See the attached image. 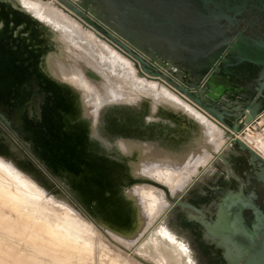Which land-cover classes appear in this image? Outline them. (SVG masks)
I'll return each instance as SVG.
<instances>
[{
    "label": "water",
    "instance_id": "95a60500",
    "mask_svg": "<svg viewBox=\"0 0 264 264\" xmlns=\"http://www.w3.org/2000/svg\"><path fill=\"white\" fill-rule=\"evenodd\" d=\"M70 11L79 15L76 9ZM86 22L99 30L89 20ZM109 39L126 51L140 75L159 81L165 78L163 69L153 60L133 53L114 37ZM43 44L34 20L0 2V154L65 194L93 224H98L94 217L97 213L102 222L127 231L135 220L133 206L116 191L127 181L125 166L97 150L70 92L43 71ZM250 58H244L242 52V56H232L229 64L221 61L218 74L229 79L237 72L243 85L244 70H249L260 84L264 81V53L256 52ZM245 61L254 68L244 69ZM186 67L189 84L178 82L177 92L173 91L223 129L230 143L249 153L251 162L242 172L243 179L234 176L241 185L212 192V199L218 200L214 217L196 219L222 243L229 264H264V158L235 136L240 131L239 125L231 127L225 122L228 102L206 105L201 92L207 77L201 66ZM251 106H246L244 112L248 114ZM134 182L161 187L149 180ZM162 189L168 197L167 189L163 186ZM179 196L168 197L171 205L202 214L194 205L180 202Z\"/></svg>",
    "mask_w": 264,
    "mask_h": 264
},
{
    "label": "bare ground",
    "instance_id": "6f19581e",
    "mask_svg": "<svg viewBox=\"0 0 264 264\" xmlns=\"http://www.w3.org/2000/svg\"><path fill=\"white\" fill-rule=\"evenodd\" d=\"M9 1L13 7L27 14L38 24L44 41L42 69L53 81L70 92L80 112L81 120L86 127L88 122L82 116L80 103L81 93L83 92L82 80L85 78L90 81L96 89H100L102 86L104 95L96 93V96H94L95 94L87 92L84 97L91 96L90 109L97 115V118H95L97 128L101 130L102 136L109 144L108 149H104L100 153L105 154L111 160L123 163L125 166L127 181L122 187L118 186L116 191L133 206L132 215H134L135 220L131 229L119 231L114 228V225L102 222L100 220L101 217L97 213H94L97 216L94 217L106 227L120 233V238L134 242L136 239L134 235L139 233L135 231L130 234V231L136 226V219H140L142 211L145 210L146 213L150 205L145 204L142 207H138L130 199V190L124 188L132 183L134 178H149L156 183L158 181L164 183V187L173 185L175 192L172 195H175L181 185L185 183L184 172L187 170L188 162L190 160H198L200 157L217 149L218 144L216 140H213L212 132L191 108L176 100L166 91L158 93L157 88L147 82V80L142 78L139 80L135 79L133 72L127 68L126 59L117 56L115 52H111L103 45H96L92 36H84L77 25L69 22L56 8L53 9L49 6L31 2V0ZM57 51L63 56L67 55L71 58L75 66L73 77L66 75L65 78H57L53 74L51 66L54 62L59 61L56 58ZM151 80L157 82V80ZM130 138L142 142L149 140L154 146V148L145 146L144 150L141 148L136 150L130 147L131 153L136 155L131 167H129V163L122 153L127 146L125 140ZM115 141L117 142L115 143ZM142 152L148 155L149 158L141 157ZM236 154L230 153L226 161L227 167L234 172L235 177L243 179L242 172L251 166V162L245 157ZM7 159L11 158L8 156L0 157V223H3L6 226L5 228L12 230L13 233H18L19 237L16 239L24 240L29 238V244L32 248L37 247L41 249L40 252L50 256V249H47L49 247L40 245L45 240L54 246L55 249L66 245L74 246L77 251L74 256L77 259L80 255L77 246L83 251L87 250V248L83 240L78 239V245L76 244L74 238H77V235L74 233L76 229L73 224L68 218L62 220L56 217L60 221H55L53 225H50L47 222L50 218L46 216L47 214L43 215V213H40L44 209L37 203L39 201L38 198L31 193L34 191L32 184L25 182L19 173L13 172L8 166V162H5ZM4 172H7L9 177L4 175ZM133 174L137 175L134 176ZM155 174H157V178L154 176ZM206 176H208V184L200 182L195 187L187 190L188 203L196 207L200 204H210L212 192L216 188L231 189L233 186L241 185V182L237 181V179L222 171L219 165H214L213 171L207 172ZM8 182L14 188L7 185L9 184ZM137 190L141 193L139 189ZM150 191H152L151 188L147 189V192ZM158 194L156 192L159 198L160 195ZM163 198V203L158 204L161 208L165 207L169 201L168 198ZM58 202L62 201L58 200ZM154 202H156L155 198ZM217 203L218 200L214 199L210 208L214 210ZM5 206H9L16 216L5 210ZM38 216H40L43 224L40 229L43 235L49 237V240L44 239L42 233L32 227H35V222L39 221ZM28 220L29 222H27ZM146 220L147 214L144 222L140 220L138 225H142L145 229ZM164 222L170 225L177 237L180 236L184 239L183 241L189 243L192 249L191 253L195 255L194 259L197 264H229L224 257L225 248L222 243L208 234L206 228L196 219V216L180 209L174 213H167ZM19 226L21 227L19 228ZM77 228L79 229V227ZM21 229L26 231V233H20ZM31 230L36 232V234H32ZM159 235L152 238L150 244L154 243L157 248L159 243L162 242L163 245L171 249L174 258L178 257L176 259L178 264L186 263V254L183 250L189 252V249L185 245H180L181 254H177V251L171 246L174 243V238L170 229L165 228L164 232ZM62 255H64V260H62ZM68 256L72 257L73 254L62 249L61 256L56 254L52 258L62 262H69L67 260Z\"/></svg>",
    "mask_w": 264,
    "mask_h": 264
},
{
    "label": "rangeland",
    "instance_id": "374dc122",
    "mask_svg": "<svg viewBox=\"0 0 264 264\" xmlns=\"http://www.w3.org/2000/svg\"><path fill=\"white\" fill-rule=\"evenodd\" d=\"M60 1L61 0H31V2L49 6L53 9L56 8V10L60 12L62 16L66 17L69 22L77 25L79 31L82 32L84 36L86 37L92 36L96 45L98 46L103 45L111 52H115L117 56H121L124 59H126L127 68L133 72L132 74L134 75L133 77L135 79L139 80L142 78L144 80H147V82H149L151 85L157 88L158 93L166 91L176 100L186 105L188 108H191L193 112H195L207 124L208 128L213 134V140L214 141L216 140L218 145H217V149L215 151H212V153L202 156L198 160L195 159V160H190L188 162L189 165L187 167V170H185L184 172L185 183L183 185H181L180 183L181 187L175 195H172L173 192H175V187L173 185L169 187H164L163 185L164 183H160L159 181L158 183H156L154 180H151L149 178H134L133 180L134 181L140 179H142L143 181L149 180V181H153L158 185H161V187L133 181L124 188L126 190H130L129 191L130 199L134 201L138 207H142L145 204L150 205V208L146 213L145 210L142 209L143 211L142 214H140L141 215L140 219L139 218L136 219V226L133 227V229L130 231V234H132V232L134 233L135 231L139 233V234L136 233V235H134L136 236L134 242L120 238L119 237L121 235L120 233L115 232L114 229L112 230L111 228L106 227L101 221H99L96 218L95 220H97L98 224L97 225L93 224L92 221L85 215L84 211L75 208L72 205L74 204L73 201H71L72 202L71 204L70 200L65 196V194L59 192L54 187L52 189L48 185L44 184L35 174L15 163L12 158L5 160V162H8L7 164L8 166H10L13 172L19 173L24 178L23 180L25 182L27 181L29 184H32L34 191L31 193L34 195V197L38 198L39 201H37V203L40 205L42 209H44V211L41 210L40 213L41 214L43 213V215L47 214L46 216L50 218L47 222H49L50 225H53L55 221H60L56 219V217L61 218L62 220L68 218L69 221L73 224V227H75L76 231L79 230L78 232L76 231L74 232L77 235V238H74L76 244L78 245L79 240H83V242L86 243L87 250L83 251L79 246H77V250L78 252L80 251V255L77 254L79 256L76 259L75 258L76 256L74 255L77 251L74 246L72 247L71 245H66L55 249L54 246L50 245L48 241L45 240L40 245L43 247L44 246L49 247L47 249H50V253H51L50 256L40 252L41 249L37 247L32 248L29 244V238L24 240L16 239L19 237L18 233H13L12 230L5 228L6 226L3 223H0V264H77L78 262L80 264H178L176 262V259L178 257L174 258L171 249L163 245L162 242L159 243V246L157 248L154 243L150 244L152 238L160 236L159 234L163 233L165 228L170 229V232L173 233L174 243H172L171 246L174 250L177 251V254L178 255L181 254L179 248L180 245H185L186 248L189 249V252L183 250L184 253L186 254V263L197 264V261L194 259L195 255L191 253L192 249L189 243L187 241H183L184 239H182L180 236L177 237L175 232L170 228V225H168L167 222H164L165 216L167 213H174L181 209L188 211L193 216H203L202 217L203 219L211 218L214 216L215 213V211L210 208L214 199L210 201V204H200L197 207L202 211V215L199 213L196 214L195 211H192L187 207H182L176 204L171 205L170 200L168 201V204L165 207L161 208L159 207L160 205L158 204L163 203V199H164L163 197L165 198L169 197V199H175L179 195H180L179 196L180 202L188 203V199H187L188 188L195 187L200 182L208 184L209 183L207 182L208 176L206 175L207 172L210 173L213 171L214 165H219L222 171H225L226 174L229 175L231 173L232 177L236 179L234 177L235 176L234 172L228 169L226 161L228 160L230 153L233 154L237 153L236 155L245 157L246 159L250 160L249 153L246 150L240 149L238 145H233L232 143H230L229 138L225 135L223 129L216 126L204 114L199 112L192 105L188 104L187 101L180 98L178 94L174 92L176 91L175 85L178 82H182L186 85L189 84V79L187 77L188 69L184 64H182V62L166 56L156 57L144 51L143 52L144 57L152 59L157 64L158 67L163 69L162 74L164 75L165 78L160 79V81L157 80V82L152 81L151 79H148L140 75L134 66V61L126 57L122 53H120L118 50H115L113 46L107 43L102 38L103 35L101 32L92 28L89 25L86 26L84 24L85 21H83L84 22L83 23L77 18H75L73 16L74 14L73 15L71 14L72 13L71 11H70L71 13L65 11L63 8H65L66 10L67 8L64 5H62ZM72 1L79 4V0H72ZM58 4L61 5L63 8H61ZM88 10L95 17L102 19L100 14L101 12L99 10L94 8H88ZM112 30L114 33L117 32L114 28H112ZM128 40L133 46H136L138 48L140 47L138 43H136L135 41H132L130 39ZM56 58L59 59V61L54 62L51 66L52 72H54L53 74L56 75L57 78H65L66 75H70L73 77L75 66L71 58L67 55L63 56L59 51H57ZM83 79H84L82 80L83 92L81 93V100H80L82 106V116L85 120H87L86 122H88L87 129L89 130L90 133L89 136L91 137L90 139L91 142L95 145L98 151H102L104 149H108L107 147H109V144L102 136L101 130L97 128V121H95L97 115L95 114L94 111L90 109L91 96H87V97L84 96L87 94V92H91L93 95L95 94L94 96H96V93H100L101 95H104V92L102 86L100 87V89H96L95 87H93L90 81H87L85 78ZM212 90L214 92L212 96H215V94L219 92L217 89L214 88ZM205 95H206V91L205 89H202L201 96L202 99L206 102ZM226 121L230 122V120L227 119ZM236 134L240 137L239 139H241V141H244V143H246L249 147H251L254 151H256L262 158H264V146H263L264 115L257 117L249 125H246L244 129H242ZM236 134L235 136L237 137ZM116 142L117 141H115V143ZM125 144L127 146L126 148H124L122 153L125 155L129 163V167L133 165L132 162L135 160L134 158H136V155L131 153L130 147L135 148L136 150H138L139 148L143 149L145 146L146 147L152 146L154 148V146L149 140H145L142 142L130 138L128 140H125ZM218 154L219 156H217ZM5 156L6 155L0 154V157H5ZM141 157L149 158L148 155H146L143 152L141 153ZM4 175L9 177V175H7V172H4ZM133 175L136 176L137 174H133ZM154 176L156 177L157 174H155ZM7 185L14 188L10 183ZM162 186L167 189L168 197L166 196V192L162 189ZM149 188H151L152 191L147 192V189ZM137 189H139L141 193ZM155 191L157 192V194L159 193L158 194L160 195L159 198L156 195ZM154 198L156 202H154ZM58 200H61L62 202H58ZM5 208H6L5 210L9 211V213L16 216L9 206H5ZM45 208H47L48 210ZM27 214L29 215V213ZM146 214H147V220L145 222V229H144L142 225H138V224L140 220L144 222V220L146 219ZM37 218L39 219V221L35 222L36 223L35 227L34 226L32 227L36 231L42 233L43 235V232L40 229V227H42L43 225L41 222V218L40 216H38ZM27 222H29V220ZM21 226H19V228ZM77 227H79V229ZM30 232L32 234H36V232L32 230ZM20 233L24 234L26 233V231L22 230ZM43 237L44 239L49 240V237H47L46 235H43ZM62 249H65V251H67L68 253L73 254L72 257L69 256L67 257V260L69 262L67 261L62 262L60 260H55L54 258H52V256L54 257V255L56 254L58 256H61ZM87 251L89 252L87 253ZM62 260H64V255H62ZM186 263L184 262V264Z\"/></svg>",
    "mask_w": 264,
    "mask_h": 264
},
{
    "label": "flooded vegetation",
    "instance_id": "af4514ba",
    "mask_svg": "<svg viewBox=\"0 0 264 264\" xmlns=\"http://www.w3.org/2000/svg\"><path fill=\"white\" fill-rule=\"evenodd\" d=\"M60 3L69 13L70 9H76L79 15L71 14L85 21L86 26L89 20L99 27L96 30L102 33V38L126 57V51L109 37L143 58L146 51L156 57L174 58L185 66L200 65L207 77L206 105L228 102L229 115L224 117L228 126L239 125L241 131L264 111V81L257 84L249 70H244L243 85L237 72L229 79L218 74L221 61L229 64L234 55L242 56L243 52L244 58L251 59L256 52L264 53V0H79V4L61 0ZM88 8L99 10L102 19ZM128 39L140 47L133 46ZM244 65V69L254 68L248 61ZM213 88L219 91L215 96ZM249 105L252 106L247 114L244 109Z\"/></svg>",
    "mask_w": 264,
    "mask_h": 264
},
{
    "label": "crops",
    "instance_id": "0c3cea01",
    "mask_svg": "<svg viewBox=\"0 0 264 264\" xmlns=\"http://www.w3.org/2000/svg\"><path fill=\"white\" fill-rule=\"evenodd\" d=\"M0 2H4L5 4H7L8 6H12L11 2L9 0H0Z\"/></svg>",
    "mask_w": 264,
    "mask_h": 264
},
{
    "label": "built area",
    "instance_id": "2783aa9c",
    "mask_svg": "<svg viewBox=\"0 0 264 264\" xmlns=\"http://www.w3.org/2000/svg\"><path fill=\"white\" fill-rule=\"evenodd\" d=\"M147 57H145V59H146ZM261 115H264V111L262 112V114ZM260 115V116H261ZM260 116H258V117H260ZM237 135V134H236ZM237 138L239 139L240 137L237 135ZM241 140V139H240ZM242 142H244V141H242ZM246 144V143H245Z\"/></svg>",
    "mask_w": 264,
    "mask_h": 264
}]
</instances>
